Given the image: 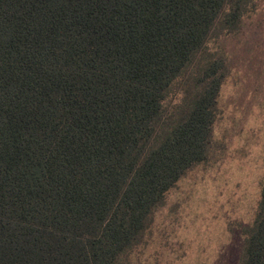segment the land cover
Returning a JSON list of instances; mask_svg holds the SVG:
<instances>
[{
  "label": "trees",
  "instance_id": "obj_1",
  "mask_svg": "<svg viewBox=\"0 0 264 264\" xmlns=\"http://www.w3.org/2000/svg\"><path fill=\"white\" fill-rule=\"evenodd\" d=\"M250 1L0 0V264H132L206 158L225 76L207 44ZM239 264H264V183Z\"/></svg>",
  "mask_w": 264,
  "mask_h": 264
},
{
  "label": "rangeland",
  "instance_id": "obj_2",
  "mask_svg": "<svg viewBox=\"0 0 264 264\" xmlns=\"http://www.w3.org/2000/svg\"><path fill=\"white\" fill-rule=\"evenodd\" d=\"M233 32L217 30L206 54L224 61L206 158L165 194L132 264H239L264 183V0H251ZM164 108L181 114L193 83ZM190 94V96H189Z\"/></svg>",
  "mask_w": 264,
  "mask_h": 264
}]
</instances>
